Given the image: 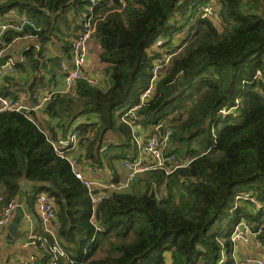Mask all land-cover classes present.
Segmentation results:
<instances>
[{
	"label": "trees",
	"instance_id": "16d2710c",
	"mask_svg": "<svg viewBox=\"0 0 264 264\" xmlns=\"http://www.w3.org/2000/svg\"><path fill=\"white\" fill-rule=\"evenodd\" d=\"M99 1L94 39L105 80L80 79L75 92L55 94L44 108L54 120L51 137L57 136L56 127L65 134L79 117L96 116L97 121L78 127L86 158L102 162V152L127 158L123 150L136 152V145L122 117L140 105L136 122L171 128L169 150L189 164L170 175L144 172L133 191L111 193L98 210L104 230L90 243L95 232L91 201L70 163L56 154L32 112L2 111L1 193L7 200L18 199L20 180L27 177L25 204L36 208L41 192L54 199L68 257L47 252L41 264L53 257L58 264H164L166 252L171 264H232L235 226L246 221L256 230L264 224V0H214L213 17L199 13L213 0ZM89 3L0 0V18L12 10L26 13L42 28L8 30L2 47L36 35L40 50L37 43L29 45L18 66L39 70L55 31H62L60 22L67 30L62 41L71 48L67 37L79 24L69 21L67 13L79 18ZM159 39L160 49L171 57L142 102L156 61L163 58L154 48ZM49 60L59 65L58 58ZM43 81L42 76L33 79L30 90ZM1 93L16 97L5 85ZM225 109L232 111L222 114ZM107 136L112 140L104 150ZM112 148H122L121 154ZM258 237L264 243V232ZM223 250L226 259L220 263ZM98 252L102 255L96 257Z\"/></svg>",
	"mask_w": 264,
	"mask_h": 264
},
{
	"label": "built area",
	"instance_id": "2783aa9c",
	"mask_svg": "<svg viewBox=\"0 0 264 264\" xmlns=\"http://www.w3.org/2000/svg\"><path fill=\"white\" fill-rule=\"evenodd\" d=\"M89 4L86 9L81 13V30L72 40V61L69 63L66 60L60 61V70L64 74V88L63 93H70L74 90L80 79H86L91 83H96L98 80V74L92 76L85 71L86 63L90 51V41L94 38L96 32V26L98 18H96L94 10L99 4V0H89ZM124 4V3H123ZM216 4H206L200 8L199 11L202 17H213L216 12ZM8 16V15H7ZM25 28H32L34 32L41 31L40 24L36 19L29 14H11L4 20H0V112L2 111H17L20 112L23 108L26 110L25 113L30 114L34 110L43 109L48 102L52 100L56 94L55 89L38 85L31 92L30 97L36 101L35 105H30L22 101L17 97L4 95L1 93L4 85V80L7 76L15 75L17 72V60L14 56H7V47H2L4 44L3 37L8 30L22 31ZM26 38H36V35L28 34ZM162 40L158 41V46H161ZM35 48L40 50V45L35 44ZM163 52V58L161 62L156 63L153 69V76L150 81V85L147 90L142 94V102L149 98L154 90V81L159 78L161 68L168 64L171 55L167 52ZM256 77H261V73L258 72ZM140 105H136L123 115V120L131 124L138 118L136 110ZM230 110H221L222 114H229ZM133 120V121H131ZM172 129L166 128L164 134H152L150 136L144 134L141 130L136 131L133 129V137L137 146V153L124 160L123 166L127 170V176L124 181L121 182H103L94 178H88L80 170L78 161L76 158L71 156V152L78 145L79 137L76 131L73 129L68 132L66 137L57 136L51 138L48 136L54 151L56 154L66 159L70 165L72 172L79 178L86 186L88 194L92 203V216L91 221L95 227L96 232H102L103 226L97 218V208L106 199H109L111 193L114 191L124 190L131 183H133L139 174L147 171H162L166 175H170L175 172L178 168L187 166L189 160H181L176 154L170 152L169 142L172 136ZM108 147V143L105 144L104 148ZM249 195H243L248 197ZM241 197V196H238ZM0 203H4L0 211V239L5 235L9 224L12 222L16 209L18 206L17 199L7 200L4 195L0 194ZM258 204V202L256 201ZM259 205V204H258ZM36 208L38 215L42 221L43 227L47 233L54 238V244H50L47 236H32L30 244L35 247H42L45 250H50L59 254L60 256H66L65 251L60 247L58 237L55 229V222L57 220L56 204L52 197L47 193L41 192L38 195ZM264 232V224L258 226L256 230L246 222L241 221L236 225V228L231 234V241L233 244L232 256L234 261L232 264H264V258L254 254H246L244 257H237V247L239 244H250L252 239L258 240L259 235ZM226 259L225 250L222 251V257L220 263ZM22 264H34L33 261L26 260ZM50 264H58L57 261H53Z\"/></svg>",
	"mask_w": 264,
	"mask_h": 264
},
{
	"label": "crops",
	"instance_id": "0c3cea01",
	"mask_svg": "<svg viewBox=\"0 0 264 264\" xmlns=\"http://www.w3.org/2000/svg\"><path fill=\"white\" fill-rule=\"evenodd\" d=\"M11 14L21 15V13H18L16 11L12 10L11 12L2 16L0 18V20H4L6 17H8ZM22 14H25V13H22ZM67 14H68L67 17H68L69 21H76L77 24H79V29H77L74 32V35H69L67 37L71 41V48L67 49L65 47L64 41H62L63 40L62 36H60L59 38H58V36H54V38L51 39V41L49 42V44L47 45V47L44 50V53L42 56L43 58L41 59V64L39 66V70L34 71L31 68L30 64H28L25 67L24 66L23 67L18 66V63L24 64V62L26 60L24 57L25 49H27V47L31 44H34V43L38 44V42H36L34 38L19 37L11 45H9L7 47V53H6L7 56L12 55V56L16 57L17 72L13 76L12 80L4 82V85L6 87H8L10 90H12L15 93V96L17 98L22 99V101L27 103V104L35 105V103H36V101H34L30 97L31 92L34 90V88L32 90H30V84L33 81V79H35L36 77H40V76L44 77L43 83L37 84L36 86L42 85V86L48 87V88L53 87L55 89L56 93H58V92L63 93L62 90L64 88V74L60 70V61L63 59V60L68 61L69 63H71V61H72V55H71V53H72V40L77 35V33L81 30V27H82L81 26V15L79 18L75 19L74 14H72L71 12H68ZM36 21H37V19H36ZM75 33H76V35H75ZM64 37H66V36H64ZM161 50L165 51L166 49L162 48ZM99 52H100L99 45L96 43L95 39L93 38L90 41V51H89V56H88V60L86 63L85 71L90 73V74H93L92 76H95L96 74H98L97 82L98 81L104 82L103 81V80H105V75L103 72L104 64L100 61ZM50 58H58L59 59V65L55 66L54 62L49 60ZM76 87H77V85L75 86L74 90L70 93L75 92ZM12 97H14V96H12ZM44 108L41 110H34L32 112L33 113L32 117L41 126L43 131L46 134H48L49 137H51V134H52L51 127L54 125V120H52L51 117L44 111ZM136 120H134V121L131 120V121H133L131 124L133 125L134 130H136V131L141 130L144 134H146L148 136H150L152 134H160L159 129H158L159 127H157V129L152 128V127L145 128L141 123H137ZM92 121H97V117L96 116L83 115V116L79 117L78 119H76V121L71 125V127L68 129V131L65 132V134H63V131L60 128L56 127L57 136L66 137V135L68 134L69 131H71L73 129L76 131V133L78 134V137H79V141H78V145L76 146V148L71 152V156L73 158H76V160L78 161V164H79V168L84 173L85 176H87L88 178H94V179H97V180L103 181V182H121V181H124L126 176H127V170L124 168L123 162H124V160H126L130 156L132 157L137 153V146H136V152H135V150H133V151H129L127 149L123 150L125 152H128V155H130L127 158H115V157L112 158L108 155V152L106 153V155H104V153L102 152L100 154L102 162H93L91 159L90 160L87 159L86 158L87 150L85 148V145L83 144L82 134L80 133L78 127L81 123H90ZM128 125L131 128V134L133 137L132 126L129 123H128ZM160 126H162V125H160ZM154 129L157 130L158 132H154ZM164 130H165V128H164ZM111 140H112V137H109V136L105 137L104 142L102 143L104 150L109 148V146L111 144ZM133 141H134V137H133ZM106 143H108V147L104 148ZM134 143H135V141H134ZM121 149L122 148H117V149L112 148L111 151H114L117 154H121ZM184 160H186V159H184ZM143 173H141V174H143ZM141 174H139V175H141ZM135 181L133 183H131L129 185V187H127L124 190H120V191H126V190L133 191L135 188V185H136ZM82 184H83V182H82ZM85 188H86V186H85ZM86 190H87V188H86ZM164 190H165V185H161V193L160 194H162V192L164 193ZM114 192H118V191H114ZM87 193H88V191H87ZM0 194L3 195L1 193V187H0ZM88 196H89V194H88ZM89 198H90V196H89ZM17 201H18V199H17ZM90 201H91V199H90ZM3 206H4V203H0V211H1ZM22 209H23V218H22L21 224L19 225V231L14 238V243L13 244L7 243L8 228L6 230L5 235L0 239V264H22L26 260L33 261L34 264H41L45 254L47 252L53 253L57 256H60L59 254H57L55 252H52L50 250H45L42 247H35L29 243L30 240L32 239L31 238L32 236H47L49 238L50 244L53 245L54 244V238L49 233H47L45 231L43 224H42V221L38 215L37 208H35V206L33 208H31L27 204H25L24 200H23ZM98 210H99V207L97 208V218H98ZM56 211H57V208H56ZM91 216H92V203H91ZM98 220H99V218H98ZM90 222L93 225L91 218H90ZM99 222H100V220H99ZM93 227H94V225H93ZM58 228H59V219L57 216V220L55 222V229H56V233H57V237H58V242H59L60 247L66 253V256H60V257L67 258L68 253L66 252V250L63 248V246L61 244V238H60V235L58 232ZM94 230H95V227H94ZM103 230H104V228H103ZM99 233L100 232H96V230H95V232L91 238L90 243L95 241L97 234H99ZM246 254H254V255H258V256H261L264 258V243L262 241L258 242V240H256L254 238V239H252L250 244H239L237 247V252H236L237 257H244ZM101 255H102V253L98 252L96 254V257H99ZM170 255H171L170 252H166V254H165L166 259H165L164 264H171ZM55 258L53 257V259L50 263H52L53 261H57ZM50 263H48V264H50Z\"/></svg>",
	"mask_w": 264,
	"mask_h": 264
},
{
	"label": "water",
	"instance_id": "95a60500",
	"mask_svg": "<svg viewBox=\"0 0 264 264\" xmlns=\"http://www.w3.org/2000/svg\"><path fill=\"white\" fill-rule=\"evenodd\" d=\"M21 112L25 113L26 110L23 108ZM159 132L160 135L164 134V128L163 126H159ZM40 185H45V183H39ZM20 185H21V191L18 197V206L16 209V214L12 220V222L8 226V233H7V243L13 244L14 243V238L17 235L19 231V225L22 222L23 218V209H22V204L23 200L26 194V191L28 189V183H27V177H24L23 179L20 180Z\"/></svg>",
	"mask_w": 264,
	"mask_h": 264
},
{
	"label": "rangeland",
	"instance_id": "374dc122",
	"mask_svg": "<svg viewBox=\"0 0 264 264\" xmlns=\"http://www.w3.org/2000/svg\"><path fill=\"white\" fill-rule=\"evenodd\" d=\"M209 4H214V0H213L211 3H209ZM203 6H204V5H203ZM202 9H203V8H202ZM202 9H201L200 11H202ZM60 25H61L62 31H63V30H66V29H65V26H64V24H63V22H60ZM62 31H60V32L55 31L56 36H58V38H59L60 36H62L63 38H65V37L62 35ZM66 31H67V30H66ZM159 40H162V39H159ZM159 40H158V41H159ZM158 41H157V43L154 45V48H156L157 50H161L160 47L157 45V44H158ZM161 51H163V50H161ZM159 62H161V60L156 61V63H159ZM230 111H232V109H230ZM245 195H250V194L246 193ZM235 228H236V226H235Z\"/></svg>",
	"mask_w": 264,
	"mask_h": 264
}]
</instances>
